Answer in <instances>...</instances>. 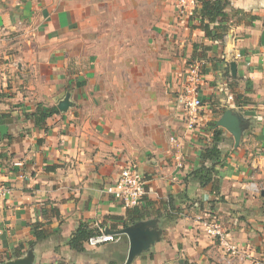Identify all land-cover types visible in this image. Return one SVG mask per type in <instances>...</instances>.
Segmentation results:
<instances>
[{"label": "crops", "instance_id": "1", "mask_svg": "<svg viewBox=\"0 0 264 264\" xmlns=\"http://www.w3.org/2000/svg\"><path fill=\"white\" fill-rule=\"evenodd\" d=\"M229 1V30L222 41L197 28V13L178 28L184 53L204 54L203 108L195 128H189L176 101L186 59L159 60L160 73L167 76L160 85L172 105L164 111L173 117L167 123L148 121L143 147L126 159L98 136L95 111L73 101L76 87L85 86L92 73L71 39L91 0H0V95H6L0 98V117L8 116L0 119L6 129L0 139V180L11 190L0 199V264L28 257L32 264H125L126 235L98 248L86 244L84 252L72 250L68 240L83 224L124 229L111 230L110 218L124 217L127 209L105 189L129 165L146 181L140 206L148 207L151 218L145 221H157L161 231L133 264H264V189H259L264 185V0ZM68 97L71 106L61 111ZM20 101L19 112L8 111ZM42 103L59 113L40 126L31 115ZM227 110L244 120L238 147L233 135L217 127ZM216 129L222 131L221 164L213 182L201 187L193 173ZM260 191L262 201L256 197ZM214 221L224 229L223 239L209 233ZM35 223L47 224L51 234L30 248ZM117 244L121 249L114 255L108 246Z\"/></svg>", "mask_w": 264, "mask_h": 264}, {"label": "rangeland", "instance_id": "2", "mask_svg": "<svg viewBox=\"0 0 264 264\" xmlns=\"http://www.w3.org/2000/svg\"><path fill=\"white\" fill-rule=\"evenodd\" d=\"M80 16L71 39L78 45L81 63H86V71L92 73L85 76V86L76 87L75 107L94 110L98 136L130 159L143 147L147 129L151 128L148 121L167 123L173 117L164 111L166 107L171 110L172 105L166 103V86L160 85L167 76L160 73L159 60L172 63L184 57L185 68L199 62L203 75V51L190 56L181 49L185 42L178 28L186 18L179 16L177 0H91ZM21 106L22 101L14 102L11 110L5 105L4 109L17 113ZM4 115L0 119L8 117ZM261 193L256 196L260 201ZM117 245L108 246L114 255L121 249Z\"/></svg>", "mask_w": 264, "mask_h": 264}, {"label": "trees", "instance_id": "3", "mask_svg": "<svg viewBox=\"0 0 264 264\" xmlns=\"http://www.w3.org/2000/svg\"><path fill=\"white\" fill-rule=\"evenodd\" d=\"M200 9L196 11L199 23L197 28L201 29L206 38L214 41H222L228 34L229 26L227 23L226 10L231 5L229 0H199ZM229 71V70H228ZM59 110L56 107L50 109H44L43 105H38L36 112L31 115V118L35 120L36 125H45L46 121L58 114ZM0 139L1 132H0ZM5 139L10 140V135H6ZM222 141V131L216 129L214 132L213 145L205 149L202 154L200 167L194 171V180L199 182L201 187L209 186L213 182V175L215 173V167L221 164L222 153L219 145ZM212 163L209 165V163ZM50 170V169H49ZM150 204V203H149ZM161 216V213H157ZM151 218V212L148 207L138 206L133 209H127L124 217H111L114 222L111 230H116L118 226L123 228L130 227L139 222L145 221ZM48 225L45 223H35L32 226L33 236L35 241L30 243V248L36 245V242L47 239L50 236V231L46 228ZM103 226V225H102ZM46 228V229H45ZM97 228H91L86 224L81 225L76 232L70 237L68 245L72 250L77 252H84L85 245L89 239L98 235ZM18 256H21L18 252ZM115 264V263H110Z\"/></svg>", "mask_w": 264, "mask_h": 264}, {"label": "built area", "instance_id": "4", "mask_svg": "<svg viewBox=\"0 0 264 264\" xmlns=\"http://www.w3.org/2000/svg\"><path fill=\"white\" fill-rule=\"evenodd\" d=\"M179 16L189 18L193 16L200 7L199 0H177ZM201 63H191L185 68L182 78L181 90L177 95V103L184 110L190 129L196 124L197 116L203 108L201 98V87L203 84V75L201 72ZM11 190L5 182L0 180V199L10 194ZM115 201L120 203L125 209H133L145 200L147 195L146 181L141 171L134 165L125 167L118 179L105 189ZM100 234L89 239L88 245L98 247L115 242L118 236L107 234V230L100 229ZM209 233L221 239L225 236V231L218 221L212 223Z\"/></svg>", "mask_w": 264, "mask_h": 264}, {"label": "water", "instance_id": "5", "mask_svg": "<svg viewBox=\"0 0 264 264\" xmlns=\"http://www.w3.org/2000/svg\"><path fill=\"white\" fill-rule=\"evenodd\" d=\"M231 71L236 76V62L231 63ZM71 106L69 97L59 105L61 111H66ZM243 118L231 110L225 111L217 122V127L227 130L233 135L236 147L239 146L243 134ZM2 135L6 134V129L1 127ZM107 234L122 236L126 235L129 239L130 247L125 264H133L137 257L147 252L160 239L161 231L157 229V221H143L119 231H107ZM2 264H32V257L18 259L14 262Z\"/></svg>", "mask_w": 264, "mask_h": 264}]
</instances>
